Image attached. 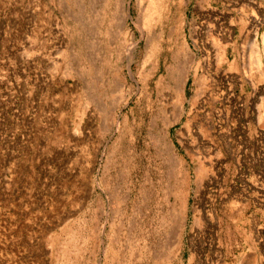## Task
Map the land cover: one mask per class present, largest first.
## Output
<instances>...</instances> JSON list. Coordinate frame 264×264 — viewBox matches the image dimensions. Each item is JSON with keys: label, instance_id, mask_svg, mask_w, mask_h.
Wrapping results in <instances>:
<instances>
[{"label": "rangeland", "instance_id": "obj_1", "mask_svg": "<svg viewBox=\"0 0 264 264\" xmlns=\"http://www.w3.org/2000/svg\"><path fill=\"white\" fill-rule=\"evenodd\" d=\"M263 34L264 0H0V264H264Z\"/></svg>", "mask_w": 264, "mask_h": 264}, {"label": "bare ground", "instance_id": "obj_2", "mask_svg": "<svg viewBox=\"0 0 264 264\" xmlns=\"http://www.w3.org/2000/svg\"><path fill=\"white\" fill-rule=\"evenodd\" d=\"M163 2V1H162ZM166 4V3H165ZM120 5V4H119ZM112 7V6H111ZM110 7V8H111ZM119 7V6H118ZM121 7V6H120ZM119 7V8H120ZM172 7V6H171ZM176 7V6H175ZM113 8V7H112ZM116 8V7H115ZM118 8V9H119ZM162 8H164V7H162ZM117 9V8H116ZM167 10V9H166ZM170 10H172V9H170ZM118 11V10H117ZM162 11V10H161ZM115 12V11H114ZM104 13H106V12H104ZM116 14H117V12H116ZM172 14V13H171ZM121 16V15H120ZM106 17V16H105ZM169 17V16H168ZM111 18V17H110ZM112 18H114L113 16H112ZM121 18V17H120ZM122 19V18H121ZM120 19V20H121ZM170 19V18H169ZM114 20H116V18L114 19ZM168 20V19H167ZM77 21V20H76ZM171 21V20H170ZM123 23V22H122ZM110 24V23H109ZM113 24V23H112ZM121 24H119V25H117V28L120 26ZM108 26V25H107ZM110 26V25H109ZM121 26H123V25H121ZM120 29V28H119ZM119 29H118V31H119ZM121 30V29H120ZM93 31V30H92ZM113 31H115V30H113ZM94 32V31H93ZM101 32V31H100ZM117 32V31H116ZM120 32V31H119ZM122 32H123V30H122ZM95 33H96V31H95ZM99 33V32H98ZM111 33V32H110ZM90 34V33H89ZM118 33H116V36H120V35H117ZM119 34H121V32L119 33ZM93 35V34H92ZM91 35V36H92ZM124 35V34H123ZM113 36H114V34H113ZM112 36V37H113ZM122 36V35H121ZM98 37V36H97ZM125 37V36H124ZM93 38V37H92ZM102 38H104V36L102 37ZM118 38V37H117ZM122 38V37H121ZM95 39V38H94ZM105 39H106V37H105ZM104 39V40H105ZM123 39V38H122ZM89 40H90V38H89ZM120 40V39H119ZM263 40H264V34H263ZM117 41V40H116ZM91 42H93V40L91 41ZM110 42V41H109ZM111 42H112V40H111ZM120 42H121V40H120ZM119 42V43H120ZM103 43V42H102ZM104 43H105V41H104ZM113 43V42H112ZM117 43V42H116ZM115 43V44H116ZM122 43V42H121ZM125 44H126V42H124ZM134 44V43H133ZM133 44H132V46H133ZM107 45V44H106ZM109 45V44H108ZM128 45V44H127ZM135 45V44H134ZM114 46H116V45H114ZM126 46V45H125ZM131 46V47H132ZM107 47V46H106ZM110 47V46H109ZM127 47V46H126ZM129 47V46H128ZM128 47H127V49H128ZM131 47H129V49L131 48ZM117 49V48H116ZM119 49H120V47H119ZM110 50V49H109ZM113 50V49H112ZM124 49H122V51H123ZM111 51V50H110ZM109 51V52H110ZM125 51V50H124ZM116 52V51H115ZM126 52V51H125ZM136 52V51H135ZM101 53H102V51H101ZM103 54V53H102ZM111 54V53H110ZM119 54H120V52H119ZM132 54V48H131V50L125 55V56H130ZM105 56H106V54H105ZM121 56V55H120ZM117 57H118V55H117ZM127 59V58H126ZM91 61V60H90ZM135 61V60H134ZM126 63H127V61H126ZM91 64H93V63H91ZM185 68V67H184ZM184 68H182L181 66H179V67H177V69H176V72H175V76L174 75H171V77H173V78H175V80L177 81V82H179V81H181V76L183 75V72H182V70H184ZM174 70V69H173ZM128 71H129V69H128ZM173 74V73H172ZM130 75H131V73H130ZM174 81V80H173ZM180 83V82H179ZM179 85V84H178ZM176 94H177V96H175L176 98H177V100H179V93H178V91H176ZM174 97V98H175ZM176 98H175V100H176ZM174 103H175V101H174ZM173 105V104H172ZM178 105V104H177ZM175 109H176V107H175ZM175 121V120H174Z\"/></svg>", "mask_w": 264, "mask_h": 264}, {"label": "crops", "instance_id": "obj_3", "mask_svg": "<svg viewBox=\"0 0 264 264\" xmlns=\"http://www.w3.org/2000/svg\"><path fill=\"white\" fill-rule=\"evenodd\" d=\"M248 260H250V259H248Z\"/></svg>", "mask_w": 264, "mask_h": 264}]
</instances>
